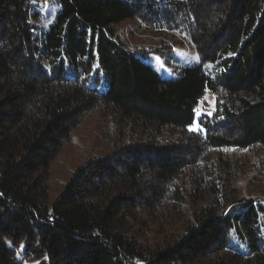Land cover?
I'll return each mask as SVG.
<instances>
[{"label":"trees","instance_id":"trees-1","mask_svg":"<svg viewBox=\"0 0 264 264\" xmlns=\"http://www.w3.org/2000/svg\"><path fill=\"white\" fill-rule=\"evenodd\" d=\"M172 31L199 61L164 76L146 55ZM95 111L109 152L50 206L52 163ZM263 166L264 0H0V264H264L262 197L229 188ZM240 221L250 251L230 244Z\"/></svg>","mask_w":264,"mask_h":264},{"label":"rangeland","instance_id":"rangeland-1","mask_svg":"<svg viewBox=\"0 0 264 264\" xmlns=\"http://www.w3.org/2000/svg\"><path fill=\"white\" fill-rule=\"evenodd\" d=\"M131 21H125L119 27L122 29L126 40L134 47L136 41L130 35L134 30ZM145 36L144 45L150 47L153 45V38ZM143 39V38H142ZM149 39V40H148ZM166 40H172L175 48L173 51L149 52L146 58L153 63L158 71L164 76L176 75L186 63L199 61L198 53H196L189 43V39L182 33L177 31L168 32ZM89 84H94L100 88L103 87V80L89 79ZM216 106V96L212 92H207L201 100L198 115L202 112L212 113ZM109 152V146L105 141L104 121L101 111L90 112L86 114L78 127L72 131L70 142L63 148L59 156L52 163V175L50 179L49 205L51 206L58 197L59 192L69 181L73 171L87 162L93 157L103 155ZM231 192L235 194L236 200L251 197H262L264 205V166L259 168H250L241 173L234 181L231 179ZM258 222L251 225L261 226L262 230H257L258 241H264V211H261ZM248 222H252L248 221ZM245 222H237L232 230L230 244L243 251H250L252 236L248 234L244 228ZM26 244V243H25ZM25 244L14 246L16 248L17 257L21 258L26 248ZM41 259L29 258L21 260L20 264H40Z\"/></svg>","mask_w":264,"mask_h":264},{"label":"snow or ice","instance_id":"snow-or-ice-1","mask_svg":"<svg viewBox=\"0 0 264 264\" xmlns=\"http://www.w3.org/2000/svg\"><path fill=\"white\" fill-rule=\"evenodd\" d=\"M209 115H211V113H209Z\"/></svg>","mask_w":264,"mask_h":264}]
</instances>
